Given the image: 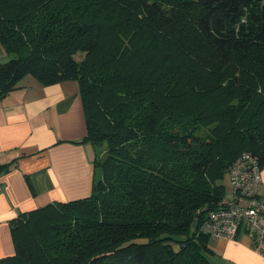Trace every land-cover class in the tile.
I'll return each mask as SVG.
<instances>
[{
    "label": "trees",
    "instance_id": "16d2710c",
    "mask_svg": "<svg viewBox=\"0 0 264 264\" xmlns=\"http://www.w3.org/2000/svg\"><path fill=\"white\" fill-rule=\"evenodd\" d=\"M0 44V100L75 81L94 151L90 196L19 214L0 264H210L231 167L264 169V0H0Z\"/></svg>",
    "mask_w": 264,
    "mask_h": 264
},
{
    "label": "crops",
    "instance_id": "0c3cea01",
    "mask_svg": "<svg viewBox=\"0 0 264 264\" xmlns=\"http://www.w3.org/2000/svg\"><path fill=\"white\" fill-rule=\"evenodd\" d=\"M8 59L0 44V61ZM85 136L75 81L43 86L26 76L0 100V164L10 168L0 173V259L15 254L11 222L19 214L90 196L94 151L80 143ZM261 179L258 196L264 203V169ZM209 247L210 264H264L243 233L236 239L210 237Z\"/></svg>",
    "mask_w": 264,
    "mask_h": 264
},
{
    "label": "built area",
    "instance_id": "2783aa9c",
    "mask_svg": "<svg viewBox=\"0 0 264 264\" xmlns=\"http://www.w3.org/2000/svg\"><path fill=\"white\" fill-rule=\"evenodd\" d=\"M256 159L242 154L233 164L229 183L233 196L209 213L201 231L210 237L236 239L248 236L252 248L264 258V203L257 198L261 176Z\"/></svg>",
    "mask_w": 264,
    "mask_h": 264
},
{
    "label": "rangeland",
    "instance_id": "374dc122",
    "mask_svg": "<svg viewBox=\"0 0 264 264\" xmlns=\"http://www.w3.org/2000/svg\"><path fill=\"white\" fill-rule=\"evenodd\" d=\"M224 183L226 184V196H229V192H231V188H230V183H229L228 179H226V181H224Z\"/></svg>",
    "mask_w": 264,
    "mask_h": 264
},
{
    "label": "bare ground",
    "instance_id": "6f19581e",
    "mask_svg": "<svg viewBox=\"0 0 264 264\" xmlns=\"http://www.w3.org/2000/svg\"><path fill=\"white\" fill-rule=\"evenodd\" d=\"M258 167H260V166H258ZM260 170H261V168H260ZM230 174V173H229ZM228 177V176H227ZM233 196V195H232ZM223 201V200H222ZM220 207V206H219Z\"/></svg>",
    "mask_w": 264,
    "mask_h": 264
}]
</instances>
